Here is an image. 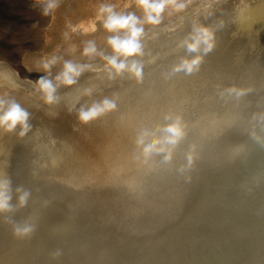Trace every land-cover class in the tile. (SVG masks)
Listing matches in <instances>:
<instances>
[{"label": "bare ground", "instance_id": "obj_1", "mask_svg": "<svg viewBox=\"0 0 264 264\" xmlns=\"http://www.w3.org/2000/svg\"><path fill=\"white\" fill-rule=\"evenodd\" d=\"M185 2L191 8L164 13L163 20L172 15L176 22L145 25L142 83L109 82L86 72L78 85L60 89L64 99L57 106L45 105L35 91L44 75L41 61L58 55L89 63L80 54L89 39L110 53L109 34L100 22L95 32L83 31L96 16L77 17L73 25L80 40L68 39L58 53L31 56L25 68L0 50V97L16 100L32 125L24 138L0 131V171L13 188L22 185L32 192L16 219L38 220L31 239L16 238L0 221V264H147L151 251L142 240L158 244L152 257L159 259V244L171 243L184 253L181 264H264V149L248 139L251 112L258 105L264 108V0ZM115 5L117 11L142 16L135 1ZM221 21L215 47L199 70L169 78L167 73L186 55L179 45L193 23L216 28ZM59 69L58 64L53 75ZM93 84L97 92L81 103L116 93L118 110L85 125L67 106L77 88ZM232 84L253 91L238 105L225 103L216 95L217 85ZM167 112L182 113L189 125L188 136L175 148L174 164L184 163L190 146H196L190 181L174 167H149L134 158L136 131L161 122ZM98 161L107 164L100 182ZM217 207L222 213L212 226L206 214ZM150 228L154 233L148 236ZM56 249L61 255L53 259Z\"/></svg>", "mask_w": 264, "mask_h": 264}, {"label": "clouds", "instance_id": "obj_2", "mask_svg": "<svg viewBox=\"0 0 264 264\" xmlns=\"http://www.w3.org/2000/svg\"><path fill=\"white\" fill-rule=\"evenodd\" d=\"M38 3L42 7L43 15L47 16L60 7L61 0H38ZM135 3L142 10V16H137L135 12L117 11L116 5L102 2L96 10L95 21L91 27L83 29L85 32H95L98 21L109 34L106 38V45L111 50L110 53L99 49L94 40L89 39L82 42L81 56L87 57L89 61L98 57L103 61L101 66L64 59L58 55H51L41 61L44 75L37 79L35 91L45 105H59L64 99L60 94V89L73 88L78 85L80 77L86 72L96 73L97 78L106 79L109 82L127 78L137 84L142 83L145 67L142 58L145 56L147 37L145 25H160L166 9L171 8L175 12H181L187 4L185 0H135ZM221 27H223V21L216 28L194 22L191 32L179 45L185 50L186 55L171 68L167 76L171 78L181 72L185 75L197 72L204 57L214 49L215 33ZM77 30L76 27L72 28L73 32ZM64 38L69 39L68 32L64 33ZM71 51H76L75 45L71 47ZM58 64L60 69L53 75L52 70ZM76 91L77 95L67 107L70 113L73 111L76 113V118L81 124H89L118 110L119 95L116 93L99 100H91V102L85 100L81 103L82 98L92 97L97 92V87L93 84L77 88ZM252 91L251 88L236 84L217 85L216 95L225 103L231 101L238 105ZM257 107L259 110L251 112L248 120L250 125L248 139L264 149V108L259 105ZM29 118V112L16 100L0 97V131L16 132L20 138H24L32 131ZM188 132L189 125L182 113L167 112L163 115L161 122L153 126H142L136 131L133 140L134 158L149 167L157 165L174 167L178 175L190 181L191 176L188 173L194 166L196 146H190L184 163L179 166L174 164L175 148L186 139ZM51 163L56 166L58 161L53 159ZM31 198V190L22 185L13 188L11 178L5 172L0 171V221L10 225L13 235L18 239H31L38 229L36 217L16 219V213L27 208ZM51 255L55 259L61 255V251L56 249Z\"/></svg>", "mask_w": 264, "mask_h": 264}, {"label": "rangeland", "instance_id": "obj_3", "mask_svg": "<svg viewBox=\"0 0 264 264\" xmlns=\"http://www.w3.org/2000/svg\"><path fill=\"white\" fill-rule=\"evenodd\" d=\"M130 1L135 0H61L60 7L45 16L38 0H0V50L3 49V52L6 50L7 55L25 68L31 56L39 57L48 52L62 51L68 40L64 38L65 32H68L69 39L80 40L77 31H72L77 17L84 14L96 16V10L102 2L115 5ZM253 2L256 3L257 0ZM187 6L191 8L189 3ZM173 21L176 22L170 15L161 23L167 25L174 23ZM80 48L82 50L83 44ZM98 60L100 59H93V63ZM88 62L92 63V60ZM106 168V162L98 161L96 171L99 182L104 181Z\"/></svg>", "mask_w": 264, "mask_h": 264}, {"label": "water", "instance_id": "obj_4", "mask_svg": "<svg viewBox=\"0 0 264 264\" xmlns=\"http://www.w3.org/2000/svg\"><path fill=\"white\" fill-rule=\"evenodd\" d=\"M221 213H222V210L219 209L218 207L217 208H213L212 209V213H209V216L206 214V222L210 223L212 226L213 224L216 226V223L218 222V218L219 216H221ZM209 218V219H208ZM154 233V230L153 229H149L148 231H146V234L148 236H151L152 234ZM179 240V239H178ZM143 246H148V250L151 251V255L149 254V252L147 253L146 252V256H148V262L147 264H181L179 263L178 261L179 260H183V257L181 256L182 254H184L183 252L180 254L178 252H176L173 247H171L169 244V242H161L160 245V248H159V253L161 254V259H159L158 257L154 258L152 257L153 255V251L154 249L156 248V246H158V244H155V245H152L153 243H150V244H144L143 240L141 241ZM163 243V244H162ZM185 244H189V241L188 240H185L184 242ZM164 244H168L167 246H165ZM147 250V249H146ZM189 251V250H188ZM190 256L193 257V255L189 252ZM177 257V258H175ZM144 259V258H143ZM178 262V263H177ZM227 264H230V263H227Z\"/></svg>", "mask_w": 264, "mask_h": 264}]
</instances>
